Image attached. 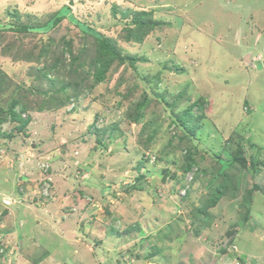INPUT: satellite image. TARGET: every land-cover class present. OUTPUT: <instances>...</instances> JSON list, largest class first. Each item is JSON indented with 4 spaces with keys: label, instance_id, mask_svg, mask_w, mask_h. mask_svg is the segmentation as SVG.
<instances>
[{
    "label": "rangeland",
    "instance_id": "374dc122",
    "mask_svg": "<svg viewBox=\"0 0 264 264\" xmlns=\"http://www.w3.org/2000/svg\"><path fill=\"white\" fill-rule=\"evenodd\" d=\"M121 260L264 264V0H0V264Z\"/></svg>",
    "mask_w": 264,
    "mask_h": 264
},
{
    "label": "crops",
    "instance_id": "0c3cea01",
    "mask_svg": "<svg viewBox=\"0 0 264 264\" xmlns=\"http://www.w3.org/2000/svg\"><path fill=\"white\" fill-rule=\"evenodd\" d=\"M250 58V57H249ZM251 61V60H250ZM249 61V62H250ZM128 159V158H127ZM80 163H82V162H80ZM63 183H66V181H63ZM60 192L61 191H54V192H52V199L53 200H55V202L56 201H58L57 202V204L58 205H55V203L53 204V206L55 205V209L53 208V206L51 207L53 210H54V212H53V216H52V219L51 220H45V221H42V222H50V223H45V224H43V226H45V228L47 229V231H49V233H51L53 236H55V238H58L59 240H67V241H69L70 239H69V237L70 236H68V237H65L63 234L65 233V232H63V231H67L69 228H68V226L69 227H72V228H75L76 226H77V224L76 223H74V222H72V221H70L69 220V218L70 217H72L73 215H79V217L81 218V222H80V225L82 226V225H84V215L86 216V217H88V218H91L92 219V215L90 214V212L91 211H93V209L96 207V206H94L93 207V205L92 204H89V203H86V204H80L79 203V201L81 200V203H82V201L84 202V200L82 199V196L84 195V194H80V198L79 197H77V192H73V193H69V192H66V190L64 191V193H67V194H65V196H63V192H61V194H60ZM135 195H137V194H134V196ZM88 198H89V196H87ZM84 198V197H83ZM64 199V201L62 202V200ZM79 200V201H78ZM62 202V203H61ZM65 202H67V203H69L70 202V205L68 206V208L69 209H67L66 210V208H62V205H64L65 204ZM60 204V205H59ZM88 204V205H87ZM66 205H68V204H66ZM85 205V206H84ZM58 206H61L60 208H58ZM86 206H88V209H86L87 207ZM57 207V208H56ZM59 209H61V210H59ZM127 210V209H126ZM127 211H129V210H127ZM61 212V213H60ZM85 213V214H84ZM88 213V214H87ZM59 214H61V216H59ZM97 216V215H96ZM98 217V216H97ZM96 217V218H97ZM113 217H115V216H113ZM115 218H117V217H115ZM90 219V220H91ZM85 220H87V219H85ZM95 220H97V221H99L98 220V218L97 219H92V222H95ZM83 221V222H82ZM39 223H38V227L39 226H41V221H38ZM101 222V221H100ZM70 223V224H69ZM123 224V223H122ZM79 225V226H80ZM86 225V224H85ZM102 225V224H101ZM56 226L58 227H60V229L58 230V229H56ZM108 227H112V225H107L106 226V228H107V230H108ZM57 230V231H56ZM60 231V232H59ZM109 232H110V230H109ZM111 233V232H110ZM73 235H75V237H74V240L73 239H71V241L70 242H72L73 241V243H76V242H79V244L78 245H75V244H73L74 245V248L76 249L75 250V252H74V256H80L81 255V253H82V250L84 249V245L82 244V242L81 241H77V240H75V238H76V233L74 232V234ZM119 237H120V235H119ZM121 238V237H120ZM120 238H118L117 240L118 241H120ZM98 241V240H97ZM101 241V243L104 241V240H100ZM99 242V241H98ZM97 243V242H96ZM99 244H100V242H99ZM104 245H106V247H108V250H106L107 251V253L108 252H110V251H117V252H119V249H115V248H112V249H109L110 247H115L116 246V244L113 242V240H112V238H107L105 241H104ZM133 247H130V245H129V249H132ZM124 249V248H123ZM127 249V248H126ZM126 249H124V250H122V252H120V257H121V255H124V253H126ZM81 250V251H80ZM46 258H49V255H46ZM45 258V259H46ZM43 261V260H42ZM122 260L121 261H117V264H122ZM57 264H63L62 262H58ZM74 264H82V262L81 263H74ZM123 264H131V263H123Z\"/></svg>",
    "mask_w": 264,
    "mask_h": 264
},
{
    "label": "trees",
    "instance_id": "16d2710c",
    "mask_svg": "<svg viewBox=\"0 0 264 264\" xmlns=\"http://www.w3.org/2000/svg\"><path fill=\"white\" fill-rule=\"evenodd\" d=\"M56 15H57V17L55 18V21L52 23L53 25L56 24V21L58 23V21L60 20L59 15L58 14H56ZM49 24L50 23H48V25ZM84 31H86V29ZM101 77H103V76H101ZM101 77L99 79H101ZM99 81H101V80H99ZM204 102H205L204 100L203 101L201 100L200 102H198L199 104H196L195 106H197V108L199 110H201L205 106V103ZM11 104L13 106L16 105L17 104V100L12 101ZM26 111L27 110L25 109V107L21 106L18 112H14V110H12V112H10L12 114V119L15 120V121H18L20 123V126H22V127L23 126H26L29 123V118H27V119H21V116H20L22 113H24ZM185 128H189L190 129V127H187L186 125H185ZM190 158H191V162L188 163L187 167L185 168V171H188L189 169H191L193 167L192 165L196 164V162H194V159H193L192 155H190Z\"/></svg>",
    "mask_w": 264,
    "mask_h": 264
},
{
    "label": "clouds",
    "instance_id": "9594fccd",
    "mask_svg": "<svg viewBox=\"0 0 264 264\" xmlns=\"http://www.w3.org/2000/svg\"><path fill=\"white\" fill-rule=\"evenodd\" d=\"M245 58H248L249 59V61H250V58H249V56L247 55Z\"/></svg>",
    "mask_w": 264,
    "mask_h": 264
},
{
    "label": "water",
    "instance_id": "95a60500",
    "mask_svg": "<svg viewBox=\"0 0 264 264\" xmlns=\"http://www.w3.org/2000/svg\"><path fill=\"white\" fill-rule=\"evenodd\" d=\"M245 60H247L249 62V59L248 58H245Z\"/></svg>",
    "mask_w": 264,
    "mask_h": 264
}]
</instances>
